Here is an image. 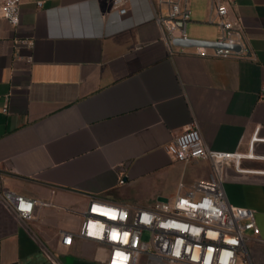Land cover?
<instances>
[{
  "label": "crops",
  "instance_id": "crops-1",
  "mask_svg": "<svg viewBox=\"0 0 264 264\" xmlns=\"http://www.w3.org/2000/svg\"><path fill=\"white\" fill-rule=\"evenodd\" d=\"M186 2L187 38L216 41L211 6L225 3L247 51L170 55L160 0H128L124 15L111 0H20L18 26L0 20V193L37 200L21 221L0 199V264H104L103 248L75 237L90 198L150 207L172 200L179 182L207 178L208 162L165 151L193 124L226 152L246 153L257 130L256 157L241 160L242 172L225 167L223 181L228 203L254 212L259 234L245 250L264 264V0ZM62 232L74 236L69 248Z\"/></svg>",
  "mask_w": 264,
  "mask_h": 264
},
{
  "label": "built area",
  "instance_id": "built-area-1",
  "mask_svg": "<svg viewBox=\"0 0 264 264\" xmlns=\"http://www.w3.org/2000/svg\"><path fill=\"white\" fill-rule=\"evenodd\" d=\"M167 4V12H158L155 22L162 31V39L170 55L183 47L174 46V39H187L186 25L189 10L186 0H160ZM128 0H111L112 9L119 15L127 12ZM42 2L37 1L40 7ZM20 0H0V20L12 28L20 22ZM212 19L218 30L216 40L239 51L223 48L194 47L199 57L227 58L239 56L247 51L241 20L232 16L227 4L211 6ZM264 101V84L258 92ZM7 112V106L3 108ZM257 130L250 141L248 151L226 152L211 150L196 125H192L174 136L166 144L167 155L176 162H208L210 175L192 182L188 187L183 182L177 185L172 200L157 201L150 207H133L90 198L75 237L96 243L106 252L104 264H134L145 256L149 264H251L245 250L249 236L259 234L254 212L249 208L236 207L228 203L224 190V168L232 166L242 172L240 162L253 159V144ZM118 184H123L120 176ZM7 209L19 220L32 218L37 200L12 191L0 193ZM149 233L143 241L142 234ZM74 236L68 232L60 234L59 244L69 248Z\"/></svg>",
  "mask_w": 264,
  "mask_h": 264
},
{
  "label": "water",
  "instance_id": "water-1",
  "mask_svg": "<svg viewBox=\"0 0 264 264\" xmlns=\"http://www.w3.org/2000/svg\"><path fill=\"white\" fill-rule=\"evenodd\" d=\"M174 46L183 47V48H194V47H204V48H223L232 51H239V46H232L223 43H218L217 41H207V40H200V39H174L173 40ZM160 202H165V199H159Z\"/></svg>",
  "mask_w": 264,
  "mask_h": 264
},
{
  "label": "rangeland",
  "instance_id": "rangeland-1",
  "mask_svg": "<svg viewBox=\"0 0 264 264\" xmlns=\"http://www.w3.org/2000/svg\"><path fill=\"white\" fill-rule=\"evenodd\" d=\"M186 35L188 36L189 35V28L188 27H186ZM149 233L148 232H144L143 234H142V240L143 241H148L149 240Z\"/></svg>",
  "mask_w": 264,
  "mask_h": 264
}]
</instances>
